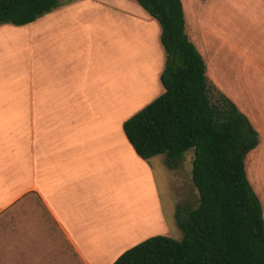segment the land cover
I'll return each mask as SVG.
<instances>
[{
	"label": "crops",
	"instance_id": "crops-1",
	"mask_svg": "<svg viewBox=\"0 0 264 264\" xmlns=\"http://www.w3.org/2000/svg\"><path fill=\"white\" fill-rule=\"evenodd\" d=\"M181 2L208 82L259 135L245 170L264 218V0ZM165 60L135 0H59L0 25V264H113L164 235L158 175L173 169L141 159L123 125L164 93Z\"/></svg>",
	"mask_w": 264,
	"mask_h": 264
},
{
	"label": "trees",
	"instance_id": "trees-1",
	"mask_svg": "<svg viewBox=\"0 0 264 264\" xmlns=\"http://www.w3.org/2000/svg\"><path fill=\"white\" fill-rule=\"evenodd\" d=\"M135 1L161 27L164 93L123 130L141 159L164 155L170 169L193 150L199 204L177 209L181 241L149 238L113 264H264L263 208L245 170L259 135L227 97L211 101L205 62L185 32L181 0ZM58 5L59 0H0V25L31 24Z\"/></svg>",
	"mask_w": 264,
	"mask_h": 264
},
{
	"label": "rangeland",
	"instance_id": "rangeland-1",
	"mask_svg": "<svg viewBox=\"0 0 264 264\" xmlns=\"http://www.w3.org/2000/svg\"><path fill=\"white\" fill-rule=\"evenodd\" d=\"M189 1H194V0H185V3L189 4L190 3ZM202 1L205 2L209 0H202ZM223 7L227 10L230 9L228 6H226V4ZM231 19L233 21L232 23H235V21H237L235 18V15H233ZM231 19H229V21ZM4 46H5L6 53L14 49V47H12L11 45H4ZM208 84H209V96H210L211 101L214 103L220 97V92L214 88L212 83L208 82ZM138 112L139 111H137V113ZM162 157L166 159L165 156H162ZM190 158H191V161H190ZM193 159H194V151L190 150L185 154L184 159L182 160V162L179 164V166L176 169L167 170L168 172L165 170L164 173L159 172L160 174L158 175V179L161 184V186L159 185L161 202H162V205L165 206L166 211L168 210L169 215H168V229L164 230V233H163L164 235H157V236L170 237L178 241H181L183 239V233L178 228L177 223H176L177 209L187 208V207L195 208L199 204V193L197 189L195 188L193 181H192V161ZM249 178L251 182H253L252 177H249ZM178 179L180 180V182H182V186L180 187H178L179 186ZM253 186L256 192L255 185Z\"/></svg>",
	"mask_w": 264,
	"mask_h": 264
}]
</instances>
